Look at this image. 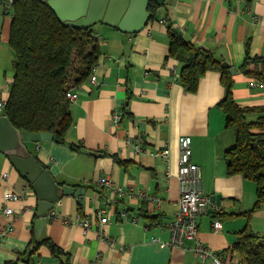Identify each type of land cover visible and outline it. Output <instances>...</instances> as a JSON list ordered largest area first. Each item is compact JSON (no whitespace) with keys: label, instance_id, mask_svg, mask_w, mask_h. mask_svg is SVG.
<instances>
[{"label":"crops","instance_id":"0c3cea01","mask_svg":"<svg viewBox=\"0 0 264 264\" xmlns=\"http://www.w3.org/2000/svg\"><path fill=\"white\" fill-rule=\"evenodd\" d=\"M159 5L157 18L136 33L104 23L93 26L102 48L92 71L98 83L88 79L72 91L77 97L70 103L73 123L66 143L53 138L26 142L30 154L61 187L86 190L78 197L61 196L53 213L45 217L42 239L37 233L42 218L39 197L9 156L0 152V174L9 173L0 180V222L8 218L14 222V231L0 245V264H57L59 259L42 244L45 238L63 249L69 264H201L194 240H186L182 247L170 244V223L181 197V135L192 137L203 192L216 208L198 218L200 241L223 261L235 263L240 260L232 250L238 232L250 226L264 235V205L251 216L248 213L256 202V183L228 172L225 154L235 145L236 134L227 127L219 106L226 97L222 71L209 68L194 91L185 88L181 74L187 55L170 56L169 29L227 62L228 69H237L229 73L240 106L263 107L264 80L248 75L243 64L247 56L264 57V0H165ZM11 21L10 7L0 38V100L4 101L14 77ZM246 70L264 74V62L251 63ZM115 113L122 114L117 124ZM103 178L113 187H102ZM7 189L22 193V199L6 203ZM6 205L15 210L13 217L4 214ZM99 211H105L107 223L100 222ZM215 219L222 222L218 230L213 227ZM112 240L119 242L115 249ZM204 264H212L211 259Z\"/></svg>","mask_w":264,"mask_h":264},{"label":"trees","instance_id":"16d2710c","mask_svg":"<svg viewBox=\"0 0 264 264\" xmlns=\"http://www.w3.org/2000/svg\"><path fill=\"white\" fill-rule=\"evenodd\" d=\"M160 6L156 0H150V20L157 18ZM169 29L170 56L187 55L181 74L185 88L194 91L200 76L209 68L222 71L226 97L219 106L226 115L227 127L236 134V143L225 158L230 174H241L256 183V202L248 212L251 216L264 205V106H240L232 93L233 80L228 67H222L212 52L197 48ZM9 44L14 52V77L2 114L19 130L49 132L55 142L66 143L73 123L68 94L87 82L102 55L93 27L67 26L47 3L17 0L12 5ZM257 61L264 62V57L249 59L247 56L243 69L263 81V73L258 75L246 70ZM250 116L255 118L249 119ZM72 148L79 149L76 145ZM237 235L232 250L238 253L241 264H264V235L255 233L250 226ZM42 244L59 259L57 264H69V256L52 240L45 238Z\"/></svg>","mask_w":264,"mask_h":264},{"label":"water","instance_id":"95a60500","mask_svg":"<svg viewBox=\"0 0 264 264\" xmlns=\"http://www.w3.org/2000/svg\"><path fill=\"white\" fill-rule=\"evenodd\" d=\"M17 0H0V38L5 15L10 13V7ZM47 3L58 18L67 26L91 28L97 23H104L118 28L126 33H136L142 30L151 18L150 0H39ZM165 0H156L163 4ZM222 67H229L221 62ZM231 73L237 69L230 67ZM49 132H28L17 129L9 118L0 112V152L9 156L12 164L32 184L39 197V216L37 221L38 238L42 239L45 217L53 213L56 203L62 195L81 196L86 190L82 187L64 185L61 187L51 174L42 166L36 157L30 154L26 142L39 143L52 139ZM87 152L86 149L82 150ZM62 191V192H61Z\"/></svg>","mask_w":264,"mask_h":264},{"label":"built area","instance_id":"2783aa9c","mask_svg":"<svg viewBox=\"0 0 264 264\" xmlns=\"http://www.w3.org/2000/svg\"><path fill=\"white\" fill-rule=\"evenodd\" d=\"M95 66L93 67V71ZM90 81L93 84L98 83L97 77L92 73ZM69 99L72 101L76 99L77 94L70 92L68 94ZM4 100H0V112H2ZM122 118V114L115 113L113 120L115 124ZM9 177V173L0 174V180ZM178 179L181 197L179 200V211L174 221L170 223L171 240L170 244L173 246H184L186 240L195 241V252L201 260V264H204L207 258L211 259L212 264H241L240 260L232 263L231 261H223L218 255L213 253L208 247H206L198 236V218L204 214L209 213L215 208L210 197L205 195L203 192L202 185V170L201 167L193 161V148H192V137L190 135H181L179 137V168H178ZM99 184L102 187L112 188L113 184L109 180L103 178ZM26 189V188H25ZM119 194L122 191L117 187L114 188ZM25 191V190H24ZM23 197L22 193L7 189L4 191L3 199L6 203L12 201H20ZM216 209V208H215ZM4 214L8 217H13L15 210L10 206L6 205L3 209ZM105 211H99L98 215L101 216L100 222L105 224L108 222V217L104 213ZM86 227L89 225L88 222L79 220ZM80 223V224H81ZM213 227L218 230L222 227V222L219 219H215ZM14 231V222L9 219L6 222H0V245L3 239L9 236ZM102 236L107 238L106 232L101 231ZM153 240H157L153 238ZM117 240L110 241L113 249L116 248ZM121 249H124L121 244Z\"/></svg>","mask_w":264,"mask_h":264},{"label":"rangeland","instance_id":"374dc122","mask_svg":"<svg viewBox=\"0 0 264 264\" xmlns=\"http://www.w3.org/2000/svg\"><path fill=\"white\" fill-rule=\"evenodd\" d=\"M250 119H253V117H252V116H250Z\"/></svg>","mask_w":264,"mask_h":264}]
</instances>
